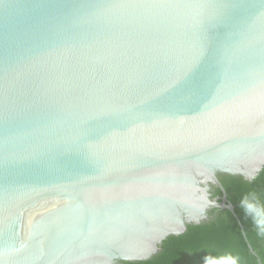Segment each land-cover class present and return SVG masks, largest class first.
Returning a JSON list of instances; mask_svg holds the SVG:
<instances>
[{
  "label": "water",
  "instance_id": "water-1",
  "mask_svg": "<svg viewBox=\"0 0 264 264\" xmlns=\"http://www.w3.org/2000/svg\"><path fill=\"white\" fill-rule=\"evenodd\" d=\"M263 167L264 0H0V264L149 260Z\"/></svg>",
  "mask_w": 264,
  "mask_h": 264
},
{
  "label": "flooded vegetation",
  "instance_id": "flooded-vegetation-1",
  "mask_svg": "<svg viewBox=\"0 0 264 264\" xmlns=\"http://www.w3.org/2000/svg\"><path fill=\"white\" fill-rule=\"evenodd\" d=\"M257 177H255L253 180H255ZM218 179L226 193L225 202L227 204L232 205L233 207L234 205L229 200L224 184H226V187L229 190L240 192L242 191V188H240L238 184L242 182H252L253 181V180L244 179L242 176H233V175H228V174H218ZM210 195H211V199L215 198L217 200L219 207L210 208L207 211L206 218L200 224L187 225L186 230L182 234H179L177 236L170 235L167 238H165L162 241L161 245H159L158 252L154 256H152L150 259H152L157 254H159L162 251V246H164L165 244L173 245L176 242L175 238L183 235L187 231L189 226L199 227V228L200 227H203V228L212 227L215 230H218L219 228L229 226L230 223H233V225L238 226L239 228L238 232L234 231V234L228 235L227 237H224L223 239H220L217 236L215 240L211 242H207L206 245H202L200 248L201 249L208 248V250H211V252L215 253V255H220L225 252H233L234 254H239L242 257V264H264L263 263L264 262V239L259 238L256 235L254 226H252V231H250V233L246 232L237 214L235 213L236 214V218H235L233 214L230 213L227 209L221 207V203L223 200V194L221 190L219 189V187L211 186ZM234 212H235V208H234ZM239 223L243 226V231L241 230ZM250 236L252 237L253 243L255 245L254 247L253 245H251L249 241ZM248 245L251 246L252 252L250 251V248ZM251 257H253V260H251ZM138 262H144V261H138ZM122 263H125V262H121V264ZM128 263H133V262H128ZM197 264H203V262L199 261Z\"/></svg>",
  "mask_w": 264,
  "mask_h": 264
},
{
  "label": "trees",
  "instance_id": "trees-1",
  "mask_svg": "<svg viewBox=\"0 0 264 264\" xmlns=\"http://www.w3.org/2000/svg\"><path fill=\"white\" fill-rule=\"evenodd\" d=\"M224 184V183H223ZM227 191L229 200L232 202L235 208V213L240 218L245 231L250 233L252 231V221L249 217H246L243 211L239 207V200L241 196L250 191H256L261 194L264 199V167L258 177L252 182H242L238 184L242 191L229 190L224 184ZM237 225L230 223L229 226L219 228L215 230L212 227H193L189 226L187 231L175 238L176 242L173 245L165 244L162 246V251L155 257L144 262L122 263V264H197L199 261L203 262V257L209 251L208 248H200L202 245H206L207 242H211L218 238L223 239L228 235L234 234V231L238 232ZM251 245L255 246L252 237L249 238ZM213 255L215 253L212 252ZM202 259V260H200ZM253 260V257H251ZM198 261V262H197ZM264 263V262H263Z\"/></svg>",
  "mask_w": 264,
  "mask_h": 264
},
{
  "label": "clouds",
  "instance_id": "clouds-1",
  "mask_svg": "<svg viewBox=\"0 0 264 264\" xmlns=\"http://www.w3.org/2000/svg\"><path fill=\"white\" fill-rule=\"evenodd\" d=\"M251 179V178H249ZM205 207H219L216 200L205 196ZM239 207L246 217H249L255 228L256 235L264 239V199L256 191L243 194L239 200ZM203 264H242V257L233 252L213 255L211 250L203 257Z\"/></svg>",
  "mask_w": 264,
  "mask_h": 264
},
{
  "label": "bare ground",
  "instance_id": "bare-ground-1",
  "mask_svg": "<svg viewBox=\"0 0 264 264\" xmlns=\"http://www.w3.org/2000/svg\"><path fill=\"white\" fill-rule=\"evenodd\" d=\"M44 208L45 207H40L36 213L41 212V210H43Z\"/></svg>",
  "mask_w": 264,
  "mask_h": 264
}]
</instances>
